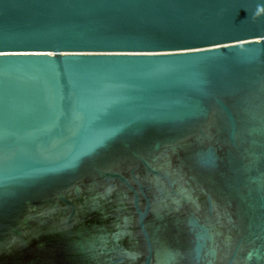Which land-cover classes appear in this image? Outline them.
Instances as JSON below:
<instances>
[{
    "label": "water",
    "instance_id": "1",
    "mask_svg": "<svg viewBox=\"0 0 264 264\" xmlns=\"http://www.w3.org/2000/svg\"><path fill=\"white\" fill-rule=\"evenodd\" d=\"M0 264H264V0H0Z\"/></svg>",
    "mask_w": 264,
    "mask_h": 264
}]
</instances>
